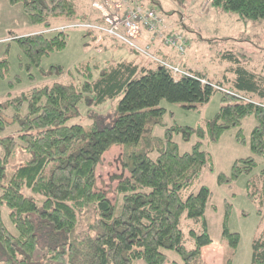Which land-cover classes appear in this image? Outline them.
Masks as SVG:
<instances>
[{
  "label": "trees",
  "instance_id": "16d2710c",
  "mask_svg": "<svg viewBox=\"0 0 264 264\" xmlns=\"http://www.w3.org/2000/svg\"><path fill=\"white\" fill-rule=\"evenodd\" d=\"M10 1L21 2L32 21L43 26L39 32L16 38L37 66L45 55L67 44L66 29H55V23H105L100 13H87L77 0ZM210 4L237 12L242 19L264 20V0H211ZM92 10L100 12L97 7ZM130 48L139 58L111 63L95 80L83 67L87 78L81 87L73 79L59 81L0 103V264H46L37 257L39 246L50 259H63V264H167L169 250L181 257L170 264H203L202 248L212 242L206 225L201 233L192 227L185 233L182 223L183 219L204 221L211 191L202 187L186 198L183 191L212 159L201 141L181 154L170 132L164 142L152 131L156 124L163 125L162 100L192 108L207 103L216 91L222 92V105L206 129H174L183 131L185 139L195 132L200 139L208 136L217 141L227 129L238 128L237 140L245 144L240 126L254 115L257 125L250 137L254 155L236 160L230 175L220 173L218 181H234L257 165L256 156L261 157L263 168L258 181L249 184V196L259 200L264 221V65L261 73L242 65L230 68L226 86L182 69V63H178L181 70L189 75H175L170 67ZM141 55L157 65L153 67ZM119 96L114 119L92 114L90 125L68 124L79 115L84 100L98 106ZM25 102L28 111L23 115L20 109ZM9 108L14 111L11 116L4 114ZM114 143L124 146L122 162L130 174L117 186L116 203L95 189L97 165ZM152 150H158L155 158ZM4 207L16 233L4 222ZM224 235L236 249L239 234L224 226ZM252 264H264V231L253 242Z\"/></svg>",
  "mask_w": 264,
  "mask_h": 264
},
{
  "label": "rangeland",
  "instance_id": "374dc122",
  "mask_svg": "<svg viewBox=\"0 0 264 264\" xmlns=\"http://www.w3.org/2000/svg\"><path fill=\"white\" fill-rule=\"evenodd\" d=\"M77 1L87 13L92 12L93 15L100 13L93 11L92 9L96 7L92 8V5L99 6L102 0ZM210 2L211 0H186L184 3L177 0H144L143 4L152 6L169 23L182 22L179 29L188 41L185 61L182 64L180 62L182 69L203 74L215 82H223L226 86H228L225 83L226 74L230 68L237 65L261 73L264 65V20L242 19L237 12L212 6ZM77 24L73 26L74 23H55L60 28L68 26L64 30L67 44L63 49L45 55L41 64L37 66L31 63L16 38L31 35L35 31L39 32L43 30V26L32 21L21 2L0 0V103L9 96L15 97L35 87L59 81L70 82L73 79L81 87L87 78L83 67L90 69L89 76L92 81L97 79L102 70L111 63L121 59L139 58L140 54L123 44L120 39L99 33V42L102 38L105 39L99 44L98 40L94 41L91 35L93 33H87L86 23ZM169 49L174 50L179 59L182 58L174 47ZM151 51L154 53L152 49ZM142 57L145 62L151 60L153 67L157 65V61L147 56ZM228 77L234 78L231 74ZM119 99L120 96L98 106L84 100L79 104V115L70 119L68 124L90 125L93 122L90 117L92 114L99 118L111 115L114 119ZM221 105V91H216L207 103L192 108L181 103L162 100L160 106L165 109L161 121L163 125L156 124L152 134L165 142L167 133L170 132L171 139L178 145L181 154L191 152L193 145L201 141L202 148L212 159L194 184L183 191L184 198L190 194H197L202 187H207L211 191L204 221L183 219L182 223L185 233L190 227L201 233L204 224L206 225L212 242L202 248L203 264H228L230 257L231 264H252L253 242L262 235L264 221L260 213L259 200L249 196V184L258 181L263 160L256 156L257 165L230 183L220 184L218 175L220 173L230 175L236 160L254 155L250 148V137L257 125L256 118L251 115L241 123L245 144L237 140L238 128L227 129L217 141H211L208 136L200 139L195 132L185 139L183 131L177 132L174 129L177 126L182 129L188 127L206 129L207 123L215 119ZM20 111L23 115L27 113V102L22 105ZM4 114L11 116L14 111L9 108ZM14 130L15 127L10 128L8 132ZM123 147L120 143L112 144L105 151L96 168L95 189L105 192L113 203L117 202V186L122 179L130 175L128 169L123 166ZM150 155L155 158L158 150L150 151ZM10 172L11 170L9 174ZM2 211L8 229L16 233L15 227L10 222L8 209L4 207ZM224 226L230 232L239 234L240 239L236 249L232 248L229 240L225 238ZM186 244L189 247L194 246L192 241H187ZM166 253L170 259L167 264H170L171 260L181 261V257L175 251L169 250ZM37 257L42 258L46 264H63V259H50L46 249L41 246ZM135 264L145 263L136 261Z\"/></svg>",
  "mask_w": 264,
  "mask_h": 264
},
{
  "label": "built area",
  "instance_id": "2783aa9c",
  "mask_svg": "<svg viewBox=\"0 0 264 264\" xmlns=\"http://www.w3.org/2000/svg\"><path fill=\"white\" fill-rule=\"evenodd\" d=\"M143 1L102 0L99 6L96 7L100 10L105 23H86L85 27L120 39L128 46L170 67L175 72V75L179 73L189 75L187 72L181 70L179 64L172 65L154 57L150 53V43H147L145 46L140 45L139 40L145 32L150 34L151 41L161 39L165 46L174 47L183 58L187 54L186 47L188 45L183 32L174 28L182 25L181 21L174 24L167 22L163 15L159 14L153 7H146ZM76 25L78 24H74L73 26ZM66 27H62L61 29H65ZM201 81L202 83H207L205 79H201Z\"/></svg>",
  "mask_w": 264,
  "mask_h": 264
},
{
  "label": "crops",
  "instance_id": "0c3cea01",
  "mask_svg": "<svg viewBox=\"0 0 264 264\" xmlns=\"http://www.w3.org/2000/svg\"><path fill=\"white\" fill-rule=\"evenodd\" d=\"M153 1V0H152ZM146 7H151L152 8V6H150V5H145ZM97 15H99V13L97 14ZM177 22H179V21H175V22H173V23H171V24H174V23H177ZM181 26V25H180ZM180 26H176V27H174V28H176L177 30H180L179 29V27ZM178 27V28H177ZM35 32H37V31H35ZM35 32H33V33H35ZM33 33H31V34H33ZM89 33V32H88ZM90 34V33H89ZM93 37H94V39L95 38H97V40H98V42H99V37L98 36H100V34L98 33V32H93V34H91ZM95 35V36H94ZM97 36V37H96ZM92 37V38H93ZM96 40V41H97ZM104 38H102L101 39V42H99V44L100 43H103L104 42ZM139 43H140V45L141 46H145L147 43H150L151 44V49L154 51V54H156L157 56H159L160 58H162V59H164V61H168V62H170V63H172V64H175V63H182L183 61H185V58H181V59H179V57H178V55L176 54V52L174 51V50H170L169 49V47H167V46H165L163 43H162V40L161 39H156V40H154V41H151V39H150V34L149 33H144L143 35H142V37H141V39L139 40ZM99 46V45H98ZM100 50H102L101 49V47H100Z\"/></svg>",
  "mask_w": 264,
  "mask_h": 264
}]
</instances>
